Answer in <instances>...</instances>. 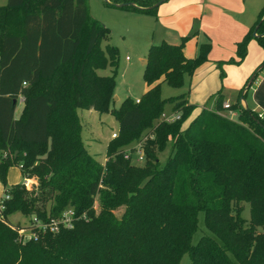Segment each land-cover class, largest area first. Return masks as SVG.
Instances as JSON below:
<instances>
[{"label":"trees","instance_id":"trees-1","mask_svg":"<svg viewBox=\"0 0 264 264\" xmlns=\"http://www.w3.org/2000/svg\"><path fill=\"white\" fill-rule=\"evenodd\" d=\"M159 1L114 0L139 9ZM109 37L89 0L0 5V150L15 148L12 158L0 157V178L7 186L16 164L24 178L41 180L36 193L23 182L5 189L10 198L0 220V264H180L186 252L189 264H264V118L240 102L226 108L220 91L214 110L204 108L184 125L195 105L187 92L164 98L162 84L184 87L186 77L208 60L210 42L186 56L188 35L179 43H153L140 102L127 97L111 108L118 48L104 46ZM252 37L264 47V7L238 42L237 58L218 64L242 61ZM108 64L113 72L101 73ZM251 77L239 99L246 97ZM20 95L24 107L16 117ZM168 102L180 113L172 122L161 119ZM79 109L118 119L105 163L84 142ZM224 110L236 111L238 119ZM147 129L154 137L144 145V164L134 163V152L126 158V148ZM169 143L162 164L157 152ZM246 202L249 220L242 215ZM68 210L75 213L72 228L52 233L34 227V217L48 222ZM14 212L33 216L29 230L37 239H24L25 227L9 219ZM200 212L211 233L194 243Z\"/></svg>","mask_w":264,"mask_h":264},{"label":"rangeland","instance_id":"rangeland-1","mask_svg":"<svg viewBox=\"0 0 264 264\" xmlns=\"http://www.w3.org/2000/svg\"><path fill=\"white\" fill-rule=\"evenodd\" d=\"M4 1V0H0ZM262 0H250V2H257L259 4ZM167 1L160 3L157 7L152 9H139L132 6L126 5H118V2H114V0H90V10L91 14L107 25L110 29V37L109 39H105L103 41L104 46L107 43L115 45L118 48V73H117V84L116 91L121 97V99H115L116 95L114 93V101L111 103L112 107H119L124 99H126L129 95L134 98L142 97L143 94L147 90V83L145 80V67L146 64L142 61V59H148V54L150 51V47L153 43L159 42V29L156 31V21L160 16V10L165 8V4ZM1 3V2H0ZM182 11L179 5H176L175 10ZM256 39L255 37H252ZM251 38V39H252ZM187 40V39H186ZM154 41V42H153ZM258 41V40H257ZM260 44V43H259ZM264 48V47H263ZM264 59L252 70L250 76H253V73L258 69L260 65H262ZM237 63V62H231ZM223 65V67H222ZM225 63L221 64V66L217 62V67L220 71L221 77V69L225 70ZM222 67V68H221ZM112 65L108 64L105 68H101L99 71L103 74H111L113 71ZM260 73L258 74L257 79L262 76L264 72V68L258 70ZM226 77V73H224L223 79ZM191 77H186L185 86L182 88H173L169 86L166 82L162 84V96L164 98H168L171 96H177L183 92H186V87L189 86ZM185 88V89H184ZM250 90V89H249ZM188 91V90H187ZM237 93H232L234 95L233 99L237 96ZM253 90L249 94H251ZM227 96V95H226ZM242 97V96H241ZM248 100V97H247ZM249 106L253 109L255 107L254 104H251L250 101H247ZM173 103L168 102L165 108V112L167 114H171L174 111ZM243 107L245 103H242ZM23 108V104L20 103V99L18 100V105L16 108V117L21 115V111ZM208 108H212V105H209ZM236 111L227 110L224 112L227 116L232 119H236L233 113ZM258 112V111H257ZM259 113V112H258ZM260 114V113H259ZM79 115L82 123V136L84 142L90 151L100 162H105V157L107 156L108 143L112 141L113 133H117L119 130V122L115 115L110 112L100 113L97 110L89 111L88 109H79ZM261 115V114H260ZM262 116V115H261ZM263 117V116H262ZM193 115H189L184 123L187 126L191 120L193 119ZM264 118V117H263ZM238 119V118H237ZM149 129L145 130L142 133V137L135 140L130 144L127 148V152H134L133 158L134 163L137 161V155L135 153V148L139 143L142 145H146L149 139L154 137L152 131L148 132ZM15 148H8L5 150H0V157H13V151ZM171 144L169 143L163 152H157L158 156L161 159L162 164L166 162L170 155ZM138 164H144V162H136ZM32 189L29 188L30 193L38 192V189L41 184V180L36 176H30ZM24 182V177L21 171V168L18 165H13L9 168L7 174V186L4 185L0 178V197L5 195L6 188L11 187L14 184ZM28 189V188H27ZM123 208H120L116 211L117 215L120 216L123 213ZM243 217L249 220L251 218V205L250 203H245V208L242 213ZM31 217L22 214L21 212L11 213L9 219L12 224L15 226L25 227V237L29 239L31 234L30 226H31ZM199 231L194 235L193 242L196 243L200 236L204 234L211 233L204 223V212L199 213ZM190 263V255L188 252L184 253L181 259L180 264H189Z\"/></svg>","mask_w":264,"mask_h":264},{"label":"crops","instance_id":"crops-1","mask_svg":"<svg viewBox=\"0 0 264 264\" xmlns=\"http://www.w3.org/2000/svg\"><path fill=\"white\" fill-rule=\"evenodd\" d=\"M7 1H0V5L7 3ZM164 1H167L166 6L160 10V16L156 21L155 28L156 31L159 29L160 36L157 43L162 41L179 43L184 35H188L189 37L184 45V52L187 57L196 56L202 43H211L208 60L195 69L190 78L189 86L186 87L187 98L191 104L195 105L192 113L193 117L196 118L204 108H208L209 101L212 108L208 109L214 110L220 91L222 92L224 104L240 102V92L249 79L250 73L264 59L263 46L259 44L257 39H250L247 55L242 61L225 63L226 77L224 79L220 77L217 62L227 60L233 56L237 58L238 42L244 38L254 25L264 7V0L259 4L257 2L251 3L250 0ZM176 5L181 7V12L177 8L175 10ZM238 90L240 92L234 100L233 97ZM247 90L245 97L247 105L249 106L247 101H250L251 104L255 105L253 109L264 117V72L259 79L253 81ZM251 90L253 92L249 94ZM115 95L116 100L125 97V95L119 96L116 89ZM129 97L132 96L129 95ZM20 103L24 107V102ZM88 110L93 111L94 109ZM226 111L224 110V112ZM234 113L236 114V112ZM106 160L107 156L105 162Z\"/></svg>","mask_w":264,"mask_h":264},{"label":"built area","instance_id":"built-area-1","mask_svg":"<svg viewBox=\"0 0 264 264\" xmlns=\"http://www.w3.org/2000/svg\"><path fill=\"white\" fill-rule=\"evenodd\" d=\"M24 84L26 85L27 82H24ZM20 102H24L25 98L23 95H20L19 97ZM137 102H140V98L136 99ZM224 106L226 108H230V103H225ZM232 111V110H231ZM234 116H236L235 113H233ZM180 118V113L178 112H172L171 114H167L166 112L163 113L162 118L163 120L167 121V122H172L176 119ZM113 138L117 137V133H113L112 134ZM135 153L138 154L137 155V161L136 162H144L145 159V153H144V146L142 145V143H139L137 145V147L135 148ZM132 155V151L131 152H127L125 154L126 158L131 157ZM31 179L30 178H24V185L26 186V188H30L32 189V184H31ZM10 198V191L7 190L5 195H3L2 197H0V220H2L4 218L3 216V212L5 210V204L4 201L6 199ZM74 211L73 210H68L66 212L63 213V215L60 218H53L48 222H45L37 217L33 218V223H34V227L39 228L40 230H42L43 232H52V233H56L58 232L62 226L67 227V228H72L73 227V219H74ZM25 230L26 229H21L20 230V234L24 237L25 240ZM37 234L31 231V234L29 236V239L31 238H35L37 239Z\"/></svg>","mask_w":264,"mask_h":264},{"label":"water","instance_id":"water-1","mask_svg":"<svg viewBox=\"0 0 264 264\" xmlns=\"http://www.w3.org/2000/svg\"><path fill=\"white\" fill-rule=\"evenodd\" d=\"M162 1H163V0H160L159 2L156 3V5L160 4ZM124 3H126V2L119 3V5H123ZM254 34H256V31L254 32ZM142 61L146 64V63L148 62V59H143ZM262 66H263V65L259 66V68H262ZM259 68H258V69H259ZM254 77H255V73H254L253 76L251 77V79H250V81H249V83H248V85H247V88H249V87L251 86V84L253 83V81H254ZM243 101H244V103H245V106H248L247 103H246V100H245V98H244V95H242L241 100H240V103H242ZM16 102H17V100H15V103H16Z\"/></svg>","mask_w":264,"mask_h":264}]
</instances>
